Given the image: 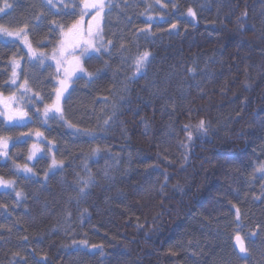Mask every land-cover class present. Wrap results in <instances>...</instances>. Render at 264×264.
I'll use <instances>...</instances> for the list:
<instances>
[{
	"label": "trees",
	"instance_id": "trees-1",
	"mask_svg": "<svg viewBox=\"0 0 264 264\" xmlns=\"http://www.w3.org/2000/svg\"><path fill=\"white\" fill-rule=\"evenodd\" d=\"M132 1H106L104 35L112 44L84 64L94 76L72 83L64 98L63 115L74 127L55 120L43 128L57 140L49 139L53 154L37 159L31 173L23 172L28 142H10L12 158L0 157V177L14 181L0 187V264H248L235 232L249 229L243 234L264 244V173L256 171L264 164V0ZM7 2L0 25L39 14L28 39L45 56L57 42L52 29L78 12L55 1V8L45 0ZM130 6L135 15L124 12ZM114 11L127 16L110 31ZM145 50L150 63L133 78L132 61ZM13 57L24 68L28 48L15 37L0 39L5 97ZM41 65L40 92L23 99L33 96L37 108L54 96V67ZM200 119L209 130L188 144L184 125ZM53 155L63 166L52 170ZM217 229L226 237H216ZM83 239L88 247L73 244Z\"/></svg>",
	"mask_w": 264,
	"mask_h": 264
},
{
	"label": "snow or ice",
	"instance_id": "snow-or-ice-1",
	"mask_svg": "<svg viewBox=\"0 0 264 264\" xmlns=\"http://www.w3.org/2000/svg\"><path fill=\"white\" fill-rule=\"evenodd\" d=\"M169 2H173V0H169ZM69 3H73V0H69ZM157 3H159V0H157ZM45 4L51 5L52 8L56 7L53 0H45ZM173 6L175 7V4H173ZM11 7L12 5L9 4L7 0H3V6H0V13H4L6 16L9 15V13H6L5 10ZM65 7H67V5H65ZM75 7L78 9V12H72L70 15L73 17L78 15V19H75L67 27L57 24L56 27L52 29L53 32L57 33V42L52 45V52L49 56H45L43 52L38 53L37 50L32 48L31 43L28 41V32L26 31L27 24L23 27H18L15 30H11L10 27L0 25V39H3L4 37H15L24 42L25 46L28 48L29 63L37 57L39 58L40 64H43L45 60L54 61V65H49L50 68L54 67L55 73V83L53 84L54 96L48 97L51 103L41 104L43 108L42 113L40 112V108L33 109V114L42 125L47 124V121L51 119L64 121L68 127H74L65 119L61 101L65 98V93L68 92L72 83L86 78L90 80L94 76V73L89 72L84 67V64L90 63L93 59H99L100 54L102 52H106L108 50V46L112 44L111 40L107 41V44H105L103 36L101 35V21L103 20V13L106 7L104 0H80L79 4H75ZM107 7L111 9V3H109ZM187 15L195 17L196 13L191 7H189L187 9ZM244 15H247V13L245 12ZM87 16H90V22L85 28L84 18ZM149 20H151V17H149ZM91 21H95V24L93 25ZM53 24H56V22L53 21ZM171 28H177V24H171ZM141 31H144V29H141ZM150 55L151 53L145 50L143 52H139L134 57L132 61L134 65L133 78L137 75L143 76L145 74L144 69L150 63ZM10 65L12 70L9 90L12 91V94L5 97L2 93H0V118H2V120H0V124H3V127H0V157H7L8 159H11L12 157L9 154L10 142L12 143V146L15 147L20 143L27 142L26 140H22V138H30L34 135L38 139L36 142L31 144L29 154L26 157L27 161H32L37 153L44 151L41 147V143H43V141L39 139L44 136V133L39 129H29L27 131L21 130L27 127L28 121L31 117H29V113L27 111L21 109L20 104L23 102L24 97L27 96L31 89L25 88L28 84V80L26 78L23 80V83H17L19 79L17 69L20 68V61L13 57L10 61ZM77 73L80 75H76ZM73 77H75V80H73ZM12 85H15V89L11 88ZM20 89H23L24 91L21 92V97L17 99L15 91ZM29 100H31V97H29ZM4 121L7 123H3ZM209 123L210 122H206L204 119H200L194 125L191 123L185 124L184 131L188 144L192 142L194 133L198 137L206 135L209 130ZM105 124H107V120H105ZM17 130L19 131L16 135L15 141H13L12 135L5 134L15 133ZM83 134L90 136L93 140L97 139V137L91 132H84ZM48 143L51 144L52 142L48 141ZM183 146L187 148L186 144ZM99 152V147L92 149V154L94 156ZM57 166L62 167L63 161H57L53 155L50 167L56 168ZM14 167L17 171H14L13 174L16 175L18 174L20 165H14ZM256 171L264 173V164H261ZM23 172H32V168L28 166L27 162L23 165ZM261 178H264V176ZM167 181L168 178L165 175V184ZM13 184L14 181L5 180L0 177V186L12 188ZM177 187H179V185ZM79 191L83 193L84 189L80 188ZM15 195L20 197L22 193L17 191L15 192ZM236 219L239 220V210H237ZM234 239L235 245L238 246L239 251L241 253L246 252L247 249L242 237L239 234H236ZM76 243H79L85 248L88 247L87 239L80 240L79 242L73 241V244ZM91 247L97 248L102 246L93 244Z\"/></svg>",
	"mask_w": 264,
	"mask_h": 264
},
{
	"label": "rangeland",
	"instance_id": "rangeland-1",
	"mask_svg": "<svg viewBox=\"0 0 264 264\" xmlns=\"http://www.w3.org/2000/svg\"><path fill=\"white\" fill-rule=\"evenodd\" d=\"M53 1H55L56 4H57V6H59V7H62V6H65V5H67V6L70 5L68 7L69 9L71 8V6L80 3V0H73V3H69V0H53ZM106 1H108V0H104L105 5H106ZM119 1H121V0H119ZM124 1H127V0H124ZM129 1H130V3L133 2L132 0H129ZM40 2H42V0H40ZM132 8L133 7L130 6L127 9H125L124 12L126 14H129V12H131V14L135 15V12L132 10ZM114 9H116V8H114ZM123 9L121 11H123ZM109 15L107 16L108 18H109ZM121 15H122V13H120L119 11H114L113 14H111L112 19H114L115 21L113 22L114 27L112 25L110 26V29H109L110 31H113V30L116 31V30H118L119 25L122 24V20L125 19V17L127 16V15H122L123 16L122 17ZM38 16H39V14H37L35 16L34 15H31L29 18L22 19V20L20 18L18 19L17 17L8 18L5 21V26L10 27L11 30H15L16 28L23 27L25 24H27L26 31L30 34V31H32L35 28L34 24H35L36 20H38ZM104 17L105 16H104V13H103V18ZM78 18H79V16L77 15L76 16V19H78ZM89 22H90V16L85 17L84 18V27L85 28L87 27V25L89 24ZM91 23L94 25L95 24V21H91ZM164 27L167 28L168 25H166ZM101 29H102L101 35L103 36L104 43L106 44V37L104 35V20L101 21ZM28 41H29V39H28ZM21 43H22L23 46H25L24 42L21 41ZM28 55H29V53H28ZM46 61L49 64L54 65V61H51V60H46ZM22 63H23V61L20 64H22ZM44 66L45 65L34 64L33 62L25 64V67L24 68H21V66H20V68L17 69V72L19 74V79L18 80H20V81H17V83L19 84L20 82H22L26 78L28 80V88H30L32 90V92L33 91L37 92L39 89H41V87H42V81L45 78V75L42 72H40V70H39V69H44ZM52 75L53 76H50L49 80H50V83L53 85L55 83V80H54L55 73H53ZM76 75H80V74L77 73ZM137 76H139V75H137ZM74 79H75V77H73V80ZM70 90H71V87L69 88L68 92L65 93V98L70 93ZM38 92H40V91H38ZM35 95H39V94H35ZM28 101L29 102H22L20 104V107H21V109H26V110H28L30 112V115L35 120V123L33 125L27 126L24 129H21V130L27 131L29 129H39L40 131L43 132V128L45 126H47L48 124H51V123L55 122V120L49 119L47 121V124L42 125L40 123V121L36 119V116L33 114V109H31V106H33V105L35 106V108H37V106H36V102L37 101L33 98V96L31 98V100H28ZM63 101H64V99L61 101V105L62 106H63V103H64ZM40 112L41 113L43 112V108H40ZM50 115H51V113H50ZM18 131L19 130H17L15 133H12L13 135L11 134L13 136V138L16 139V135L18 134ZM51 138L57 143V140L55 138H53V137H51ZM37 139L38 138L35 137L34 135L32 137H30V138H28V137L22 138V140H26L29 143V145H30L29 146V151H30V148H31V144L34 143V142H36ZM39 139L41 141H43V143H41V147L44 149V151L43 152H40V153H37L36 156L33 158L32 161H27L28 166H31L41 156L52 155L53 154V151H54V145H53V142H52L53 140L49 138L50 140H52L51 141L52 143L49 144L48 141H50V140L45 135V133H44V136L41 137V138H39ZM1 158H2L1 161H4V160H6L7 157H1ZM53 169L54 168H52V170ZM0 187L3 188V189L6 188L4 186H0ZM240 230L241 231H238V232H235V233L236 234H239L242 237V239L244 240L245 247H246L247 251L244 252V253H241L239 251L238 246L235 245L236 250L239 253V255L242 256L243 258H245V257L248 256V258H250L248 264H264V244H261L260 241L253 242V241L250 240V238L248 237V235H246V233L243 234V232H248L249 229H240ZM213 232L215 233L216 237H218V238H221V237L222 238L223 237L225 238L226 237V235L224 234L225 232L220 231L219 229H217V230H215ZM251 234H252V232H251ZM233 241L235 243V239Z\"/></svg>",
	"mask_w": 264,
	"mask_h": 264
},
{
	"label": "flooded vegetation",
	"instance_id": "flooded-vegetation-1",
	"mask_svg": "<svg viewBox=\"0 0 264 264\" xmlns=\"http://www.w3.org/2000/svg\"><path fill=\"white\" fill-rule=\"evenodd\" d=\"M35 123V120L32 118V120H29L28 121V124L27 125H33Z\"/></svg>",
	"mask_w": 264,
	"mask_h": 264
},
{
	"label": "bare ground",
	"instance_id": "bare-ground-1",
	"mask_svg": "<svg viewBox=\"0 0 264 264\" xmlns=\"http://www.w3.org/2000/svg\"><path fill=\"white\" fill-rule=\"evenodd\" d=\"M17 7V6H16ZM13 11V10H12ZM65 12V11H64ZM73 12V11H72ZM13 13V12H12ZM18 15V14H17ZM68 15V14H67ZM7 18V17H6ZM19 19V18H18ZM76 19V18H75ZM8 27V26H7ZM23 58V57H22Z\"/></svg>",
	"mask_w": 264,
	"mask_h": 264
}]
</instances>
